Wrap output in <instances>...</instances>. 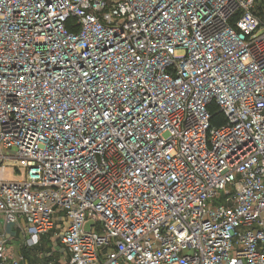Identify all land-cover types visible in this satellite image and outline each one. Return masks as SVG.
<instances>
[{"label": "built area", "instance_id": "1", "mask_svg": "<svg viewBox=\"0 0 264 264\" xmlns=\"http://www.w3.org/2000/svg\"><path fill=\"white\" fill-rule=\"evenodd\" d=\"M256 4L0 0V264H264Z\"/></svg>", "mask_w": 264, "mask_h": 264}, {"label": "crops", "instance_id": "2", "mask_svg": "<svg viewBox=\"0 0 264 264\" xmlns=\"http://www.w3.org/2000/svg\"><path fill=\"white\" fill-rule=\"evenodd\" d=\"M57 230L53 229L42 235L40 244L30 248H24L28 264H47L48 260H54L57 264H63L69 259V252L65 245L60 241ZM43 257L38 258V255Z\"/></svg>", "mask_w": 264, "mask_h": 264}, {"label": "trees", "instance_id": "3", "mask_svg": "<svg viewBox=\"0 0 264 264\" xmlns=\"http://www.w3.org/2000/svg\"><path fill=\"white\" fill-rule=\"evenodd\" d=\"M255 11L260 17L264 18V0H257ZM209 109L211 112L210 120L212 125H220L225 122V115L215 102L209 105Z\"/></svg>", "mask_w": 264, "mask_h": 264}, {"label": "rangeland", "instance_id": "4", "mask_svg": "<svg viewBox=\"0 0 264 264\" xmlns=\"http://www.w3.org/2000/svg\"><path fill=\"white\" fill-rule=\"evenodd\" d=\"M15 240H16L15 238H12V239H11V242L15 243ZM38 244H39V243H38Z\"/></svg>", "mask_w": 264, "mask_h": 264}]
</instances>
